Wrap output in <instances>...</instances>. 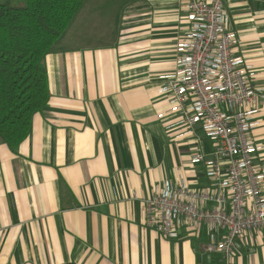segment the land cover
<instances>
[{
    "label": "crops",
    "instance_id": "0c3cea01",
    "mask_svg": "<svg viewBox=\"0 0 264 264\" xmlns=\"http://www.w3.org/2000/svg\"><path fill=\"white\" fill-rule=\"evenodd\" d=\"M188 0H86L47 55L50 98L16 148L0 143V264H214L223 229L187 223L178 238L146 224L157 185L211 186L213 143L190 133L159 90L188 38ZM234 54L264 88V0L226 2ZM73 32V33H71ZM259 127L264 143V99ZM162 114V116H160ZM226 170V163H224ZM264 166V150L257 157ZM232 264H264V226Z\"/></svg>",
    "mask_w": 264,
    "mask_h": 264
},
{
    "label": "built area",
    "instance_id": "2783aa9c",
    "mask_svg": "<svg viewBox=\"0 0 264 264\" xmlns=\"http://www.w3.org/2000/svg\"><path fill=\"white\" fill-rule=\"evenodd\" d=\"M227 1L188 0L191 29L178 44L177 70L159 90L185 133L201 125L212 141V157L206 159L200 147L192 157L205 163L211 186L163 183L145 203L146 224L168 238H178L190 222L223 229L222 239L207 247L217 253L214 264H232L240 237L264 226V166L257 164L264 143L252 138L264 88L252 84L250 64L234 54L239 39L230 28Z\"/></svg>",
    "mask_w": 264,
    "mask_h": 264
},
{
    "label": "trees",
    "instance_id": "16d2710c",
    "mask_svg": "<svg viewBox=\"0 0 264 264\" xmlns=\"http://www.w3.org/2000/svg\"><path fill=\"white\" fill-rule=\"evenodd\" d=\"M85 2L0 0V143L16 149L29 136L51 95L47 55Z\"/></svg>",
    "mask_w": 264,
    "mask_h": 264
},
{
    "label": "rangeland",
    "instance_id": "374dc122",
    "mask_svg": "<svg viewBox=\"0 0 264 264\" xmlns=\"http://www.w3.org/2000/svg\"><path fill=\"white\" fill-rule=\"evenodd\" d=\"M71 33H73V32H71Z\"/></svg>",
    "mask_w": 264,
    "mask_h": 264
}]
</instances>
